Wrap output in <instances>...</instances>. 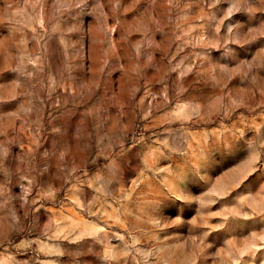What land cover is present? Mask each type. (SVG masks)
<instances>
[{
  "label": "rangeland",
  "instance_id": "1",
  "mask_svg": "<svg viewBox=\"0 0 264 264\" xmlns=\"http://www.w3.org/2000/svg\"><path fill=\"white\" fill-rule=\"evenodd\" d=\"M0 264H264V0H0Z\"/></svg>",
  "mask_w": 264,
  "mask_h": 264
}]
</instances>
